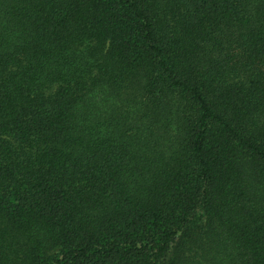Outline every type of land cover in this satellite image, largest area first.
Here are the masks:
<instances>
[{
  "label": "trees",
  "instance_id": "trees-1",
  "mask_svg": "<svg viewBox=\"0 0 264 264\" xmlns=\"http://www.w3.org/2000/svg\"><path fill=\"white\" fill-rule=\"evenodd\" d=\"M0 264H264V0H0Z\"/></svg>",
  "mask_w": 264,
  "mask_h": 264
}]
</instances>
